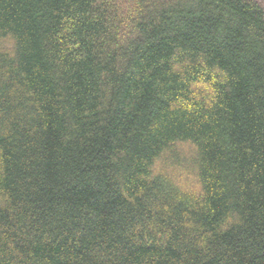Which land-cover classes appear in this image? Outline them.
<instances>
[{
  "label": "trees",
  "instance_id": "obj_1",
  "mask_svg": "<svg viewBox=\"0 0 264 264\" xmlns=\"http://www.w3.org/2000/svg\"><path fill=\"white\" fill-rule=\"evenodd\" d=\"M0 264H264V0H0Z\"/></svg>",
  "mask_w": 264,
  "mask_h": 264
}]
</instances>
